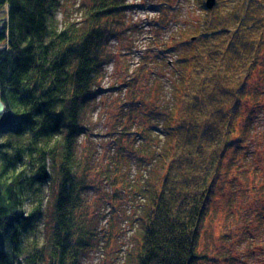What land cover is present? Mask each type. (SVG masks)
Returning <instances> with one entry per match:
<instances>
[{"label": "trees", "instance_id": "trees-1", "mask_svg": "<svg viewBox=\"0 0 264 264\" xmlns=\"http://www.w3.org/2000/svg\"><path fill=\"white\" fill-rule=\"evenodd\" d=\"M60 1L0 0V264H79L80 252L99 238L83 215L74 146L86 134L83 104L99 89V52L110 33L104 19L127 5L87 0L82 26L55 28ZM240 1V17L199 24L205 28L191 36L198 45L167 64L168 101L145 110L149 125L136 130L137 149L146 150L137 162L147 172L133 180L142 201L138 264H199L205 257L198 242L224 156L241 140L234 135L240 99L264 68L261 5ZM52 175L59 187L47 216L44 188Z\"/></svg>", "mask_w": 264, "mask_h": 264}, {"label": "rangeland", "instance_id": "rangeland-1", "mask_svg": "<svg viewBox=\"0 0 264 264\" xmlns=\"http://www.w3.org/2000/svg\"><path fill=\"white\" fill-rule=\"evenodd\" d=\"M84 1L61 0L52 14L53 26L59 28L67 21L82 26L88 8ZM256 1L264 15V0ZM205 3L126 0L122 12L104 19L110 23V33L99 52V89L83 104L80 126L86 134L74 146L79 182L85 187L83 215L99 238L95 248L80 252L79 264H138L142 201L133 180L140 181L139 173H147L137 162L146 153L137 149L140 142L136 140L140 126L149 125L143 114L165 106L171 70L167 64L181 56L179 51L187 53L198 45L191 36L205 28L199 24L212 18L230 21L244 11L238 0H219L215 11H207ZM263 70L260 66L256 84L240 99V126L234 135L241 140L224 156V177L198 242L199 253L205 254L199 264H264ZM58 187L52 175L44 188L47 216Z\"/></svg>", "mask_w": 264, "mask_h": 264}, {"label": "water", "instance_id": "water-1", "mask_svg": "<svg viewBox=\"0 0 264 264\" xmlns=\"http://www.w3.org/2000/svg\"><path fill=\"white\" fill-rule=\"evenodd\" d=\"M216 0H206V8L207 9H213L214 7H215V5H216Z\"/></svg>", "mask_w": 264, "mask_h": 264}]
</instances>
